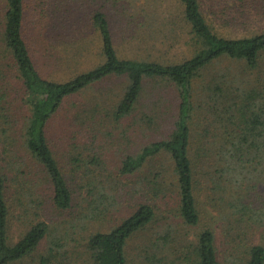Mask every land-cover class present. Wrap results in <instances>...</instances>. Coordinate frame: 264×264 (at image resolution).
I'll return each mask as SVG.
<instances>
[{
    "label": "trees",
    "instance_id": "16d2710c",
    "mask_svg": "<svg viewBox=\"0 0 264 264\" xmlns=\"http://www.w3.org/2000/svg\"><path fill=\"white\" fill-rule=\"evenodd\" d=\"M30 1L0 0V264H15L31 257L50 230L45 221L31 224L27 220L28 230L17 242L10 241V184L23 185L15 193L20 202L37 194V188L34 189L37 181L33 174L24 171L20 150L23 149L40 169L42 180L51 189L53 205L61 211L70 209L73 192L55 157L48 128L69 98L111 77L128 81L122 98L112 109L116 120L135 112L146 81H159L173 87L179 101L178 116L170 136L147 144L134 156L127 157L122 174H135L149 160L167 153L177 178V211L186 226L200 225L201 206L205 208L207 202L204 205L198 200L199 188L206 180L203 186H206L211 206L231 224V229H250L258 217L264 228V209L246 204L247 196L242 193L244 188L252 192L264 179V88H251L236 98L231 92L234 81L209 72L213 65L224 59L243 63L252 71L259 69L264 55V32L239 38L219 35L206 18L201 0H166L168 6L165 8L162 6L164 0H117V3L122 1L120 7L128 19V36L138 33L141 45L159 42L163 30L155 29L154 25L163 20V29L171 27L173 31L167 37L182 40L190 50L189 54L173 61L154 60L151 56L121 57L111 20L104 10L97 9L92 12L91 20L99 33L101 61L70 80L60 81L44 77L32 56L25 35ZM36 2L37 8L42 7L39 14L48 23H55V27L62 24L66 17L60 10L67 0ZM249 2V6L258 5L260 0H245V3ZM45 6L49 7L45 9ZM262 8L264 10V6ZM167 12L170 13L167 15ZM178 30L182 32L178 33ZM8 72L12 73L15 85L18 84L13 92L8 87ZM202 111L211 117L212 125L207 130L213 134L211 144L207 142V134H199L196 127ZM20 113L25 119L22 127L18 119ZM203 136L205 141L196 142V137ZM80 159L85 162L81 153L74 161ZM8 160L13 164L11 170L14 172H10L13 177L6 171ZM92 161L101 166L97 156L92 157ZM236 175L242 179L234 182L232 177ZM96 177L101 183V177L97 174ZM157 183L156 177L149 182V188H154L155 194L159 192ZM114 202L113 195L100 188L99 197L90 205L97 215L99 206L103 205L109 211ZM154 221V208L141 203L108 231L91 235L87 252L93 264H129L127 245ZM150 240L152 243L147 246L149 249L145 251L142 264H219L216 234L209 227L198 233L197 242L191 245L187 257L184 253L177 255L163 239ZM233 243L236 255L230 256L235 260L232 264H264V244L249 245L247 233H237ZM58 249L50 246L39 264H58V258L62 256Z\"/></svg>",
    "mask_w": 264,
    "mask_h": 264
},
{
    "label": "rangeland",
    "instance_id": "374dc122",
    "mask_svg": "<svg viewBox=\"0 0 264 264\" xmlns=\"http://www.w3.org/2000/svg\"><path fill=\"white\" fill-rule=\"evenodd\" d=\"M120 2L67 0V5L60 10V14L66 18L62 24L59 23L60 26L55 27L54 22L51 25L39 14L42 7H36L38 4L36 0H31V12L26 22L25 35L40 73L49 79L66 81L101 61L99 33L92 26L91 20L92 12L97 9L104 10L110 18L117 35L116 46L121 57L151 56L154 60L173 61L189 54L190 50L182 40L167 37L173 31L171 27L163 29V20L157 21L154 25L155 29L163 30L159 42L141 45L138 33L134 34L135 39L134 35L128 36V19L124 16L125 10L122 11ZM201 2L206 18L221 36L239 38L264 32V10H261L264 0H260L258 5L253 3L251 6H249L251 2L245 3V0ZM162 6L164 8L168 6L166 0L162 2ZM47 7L49 6L44 8ZM168 13L170 12H167V15ZM165 24L169 25L168 21H165ZM209 72L218 74L219 78L224 79L222 77L224 76L226 80L228 78L234 81L231 84L233 87L231 92L236 94L237 98L243 92H249L251 88L258 89L260 86L264 88V55L260 68L254 71L247 69L243 63L224 59L213 65ZM7 83L12 92L18 86L15 85V79L10 72ZM127 83L126 78L111 77L86 88L69 98L50 122L49 141L73 192L70 209L61 211L53 205L50 199L51 189L42 180L40 169L23 149L20 150L24 160V171L33 174L37 181V187L34 186V189L37 188V194L32 199L24 198L20 202L15 193L23 185H17L15 182L10 184L12 192L9 194L10 241L17 242L28 230L27 220L31 224L45 221L50 230L31 257L15 264H39L41 256L48 253L50 246L60 248L58 250L62 256L58 258V264H93L87 252L90 236L108 231L141 203L150 204L154 208L156 221L146 231L130 240L127 245L129 264H142L145 251L149 249L147 246L152 243L151 238L163 239L179 256L183 253L186 257L190 256L191 245L197 242L198 233L208 227L216 234L219 264H232V260L235 262L230 256L236 255L233 240L237 233H247L249 245L264 244L261 218L258 217L250 229L246 227L231 229V224L211 206L206 186H203L206 180L199 188L201 192L198 200L204 205L207 202L205 208L201 206L203 213L200 225L186 226L177 211L179 206L177 178L173 162L167 153L149 160L135 174L121 173L127 157L134 156L147 144L170 136L179 112L176 90L163 82L151 80L146 81L135 112L122 120H116L113 118L112 109L122 98ZM11 96L15 97L14 94ZM210 118L209 113L207 115L202 111L196 125L199 134H207L209 144L214 141L213 134L207 132L212 125ZM18 119L22 127L25 122L24 116L20 113ZM201 140L205 141V137H196V142ZM80 153L85 162H82V159L74 161ZM94 156L99 158L101 166L92 161ZM8 161L6 171L13 177L10 175V172H14L11 170L13 164L11 160ZM96 174L101 177V183ZM155 177L158 179L157 194L154 193V188H149V182ZM258 186V191L264 196V179ZM100 188H103L105 193L113 195L115 202L109 207V211L103 205L99 206L95 215L90 203L99 197ZM255 190L252 192H247L245 188L242 190L247 196L245 202L255 209H264V197H255L253 195ZM241 251L240 249L239 252Z\"/></svg>",
    "mask_w": 264,
    "mask_h": 264
},
{
    "label": "clouds",
    "instance_id": "9594fccd",
    "mask_svg": "<svg viewBox=\"0 0 264 264\" xmlns=\"http://www.w3.org/2000/svg\"><path fill=\"white\" fill-rule=\"evenodd\" d=\"M240 179H242V177H241V176H238V175L232 177V180H233L234 182H235V181H238V180H240ZM245 186H246V185H245ZM258 187H259V186L256 187V190H255V192L253 193V195H254L255 197H257V198L264 197V196H262V195L260 194V192L258 191Z\"/></svg>",
    "mask_w": 264,
    "mask_h": 264
}]
</instances>
